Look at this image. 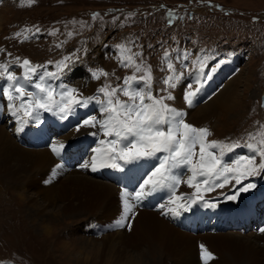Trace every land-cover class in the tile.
Wrapping results in <instances>:
<instances>
[{"label": "rangeland", "instance_id": "374dc122", "mask_svg": "<svg viewBox=\"0 0 264 264\" xmlns=\"http://www.w3.org/2000/svg\"><path fill=\"white\" fill-rule=\"evenodd\" d=\"M94 13H99L95 19H93ZM24 29L29 31L24 32ZM36 29L39 31L37 32ZM16 33L20 35L17 36ZM25 35L30 38L24 39ZM117 45H124L125 49H130L131 53H140L136 57L137 62L145 61L151 66L154 77L153 91L154 94L159 95H165L159 90L165 88L163 78L169 74L168 60L164 58V53L168 52L169 59L176 68V74L184 72L185 76L177 89H170L177 99L166 102L183 110L190 109L183 101V92L186 84L193 82V76L190 74L194 73L195 67L192 61H195L198 56H207L209 66H214L221 59L232 63L235 72L240 74L236 89L238 105L233 107L238 112L228 117V126L234 130L232 129L230 135L222 141L226 144L237 142L241 147L232 152H226L224 158L231 162L238 152L245 151L244 155L252 154L246 147H243L250 142L249 134L264 135V101H262L264 95V0H34L33 3H28V0H0V63H10L12 65L10 70L15 73L18 67L15 64L16 57H19L21 61L26 58L34 65H47V71L54 72L56 71L55 62L75 53L73 59L77 56L80 58L75 68L80 71L88 68H102L109 73L108 77H102L99 81L95 80L97 88L104 83L113 87L123 86L124 77L131 76L134 69L121 65L118 58L122 49H118ZM112 51L118 55V58L113 56ZM185 53L188 54L187 60L182 58ZM225 65L226 63L217 68L204 86L208 85L217 74L222 73L227 66ZM235 72L233 70L232 73ZM78 73L68 74L72 79L68 78V80L81 78ZM136 75H143V73H136ZM231 75V72L225 71L222 78ZM86 80L88 81V78ZM222 81L220 80V83ZM29 90L34 91L31 88ZM93 94H96V91L90 95ZM118 95L121 99H127L120 93ZM203 98L204 96L199 94L194 103H200ZM101 99H103L102 96ZM5 102L8 106L9 101ZM7 106L6 109L5 107L2 109L8 110ZM89 106H93L94 114L89 107L78 108L69 121H59V118L52 113L45 112L41 113L42 122L39 125L29 123L24 128H31L34 125L37 128L42 123H47L45 128H73L87 115L100 116L98 104L93 102ZM1 118H4L2 122L7 125V129H13V125H16L7 112ZM205 127L212 128L213 124L210 122ZM93 131L83 133L73 140L79 139L81 147H88L91 151L96 141L89 142L87 147L86 141L88 134ZM13 135L15 140L21 144V139L16 138L14 130ZM208 139L218 140L215 133H212ZM21 145L24 146V144ZM83 159L76 161L79 163ZM127 166L124 171H118L115 174L114 182L116 181V186L121 190L126 189L123 186L125 180L131 178V168ZM154 166V161L135 162L136 170L142 172L143 175V178L139 179L143 181ZM102 170L108 172L109 168L91 174L100 176ZM183 171L187 175L186 170ZM262 175L264 173L249 177L244 183H251L252 179L261 178ZM103 178L109 180L106 182L113 183L106 175ZM262 184V179H260L258 188L241 193L237 201L227 200V203L230 207H239L248 211L244 206L251 208L249 203L260 188L263 190L260 192L262 196L257 198H264ZM6 187L9 188L12 185L5 184L0 188ZM234 189L231 187L223 191V195H214L215 198H210V202H218L215 208L195 204L190 211L185 212L188 213L185 216L195 217L197 208L206 213H216L218 206H222L224 197L232 194ZM10 190L13 194L19 191L17 188ZM168 195L166 190L154 193L146 197L142 205L149 202L147 198L160 199L163 200L161 203H165ZM12 199L16 200L14 195ZM247 199L249 202H242ZM259 207L264 210L263 207ZM257 212L256 210L244 214L248 221L254 218H252L250 228L249 226L242 228H249V232L252 230L256 232L264 225V214L260 217L261 219H255ZM8 217V214L3 217V223L0 216V264H83L75 258L79 247L93 241L99 242L100 236L93 234L92 225H84L87 217L82 218L81 216L74 223H71L72 219L67 220V223L62 221L57 223L51 215H46L45 220L52 230L49 237L41 233L39 225L32 224L29 218L22 227H19L8 225L10 224L7 221ZM178 218H181L180 224L177 223L175 226L181 230L185 231L186 226L189 232L202 231L204 233L210 229L208 223H201L197 226V222L189 221L185 225L184 216L180 215ZM228 230L234 231L236 227L232 226ZM31 232L32 234L38 232L37 236L32 235L35 240L30 237ZM56 232L61 234L57 240L54 239ZM72 238H77V240ZM78 238L82 239L78 240ZM65 243L68 247L64 246ZM62 248L68 251V255L63 254ZM123 263L126 264V262ZM133 264L168 263L158 258L156 261L148 259L142 262L134 261Z\"/></svg>", "mask_w": 264, "mask_h": 264}, {"label": "bare ground", "instance_id": "6f19581e", "mask_svg": "<svg viewBox=\"0 0 264 264\" xmlns=\"http://www.w3.org/2000/svg\"><path fill=\"white\" fill-rule=\"evenodd\" d=\"M111 53L115 58H118L114 51ZM228 62H226L225 70L217 74L199 93L204 96L203 100L200 103H194L190 109L185 110L188 113L187 122L197 127H205L211 122L213 127L209 129L217 135V141H222L230 135L233 128L228 126V117L236 115L238 112L233 107L237 104L236 89L240 74L235 72L233 64ZM90 70L88 68L79 71L78 74L81 78L73 81H69L68 75H66L61 80H56L55 84L59 85L62 82L70 87L78 88L85 96H90L97 89V83L91 79ZM225 71L231 72L232 75L222 78ZM21 73L22 69L16 67V75L20 77ZM220 80H223L222 83ZM6 84V81H1L0 89ZM26 86L35 91L31 82ZM5 101L8 100L0 91V116L2 117L7 112L16 124L13 125V129H7V125L0 121V187L5 184L12 185L9 188H0V206H2L0 216L3 219L6 214L9 215L7 221L10 224L8 225L22 227L26 223V219L29 218L32 224L39 225L41 233L48 236L52 230L45 220L46 215H51L57 223L60 221L65 223L71 219V223H74L81 216L82 218L87 217L84 225L91 224L93 234L100 237L99 242L93 241L79 247L75 258L83 264H124L123 262L133 264L134 261L142 262L146 259L156 261L158 258H162L168 264H204L201 259V244L213 254L214 258L209 260L208 264H264V232L260 231L264 225L256 232L253 230L249 232V228H242L251 225V218L248 221L244 214L256 210L258 212L255 217H259L261 214L262 208L260 209L259 206H264V202H262L264 198L257 197L262 196L260 194L263 191L262 188L249 203L251 208L244 206L248 211L239 207H230L226 199L223 200L222 206H218L216 213H206L197 208V215L191 217V221L200 220L199 223L216 225L208 232H189L186 228H184L185 231L181 230L175 226V222L181 221L179 216L162 215L159 209V205L162 203L149 209L150 202L144 206L140 202L135 208V216L132 217L130 214V221H125V225L121 227L117 221L121 218L120 192L122 190L115 184L106 182L109 180L102 177L103 173L108 172L102 170L100 176H93L91 174L93 171L90 168L81 167V164L88 161L92 155L91 151L86 149V157L75 164L71 155L65 152L71 140L83 133L95 131V129H82L79 133H75L73 131L75 126H73L66 131L50 135L45 128H36V130L30 128L26 131L30 140H28V145L24 144V147L15 140L13 135V130L17 134L16 130L19 127L17 119L9 110L2 109L4 107L6 109ZM91 109L90 106L89 110ZM45 124L47 125V123ZM58 140L63 141L66 145L62 158L56 157L50 147L53 142ZM208 140L211 141V139ZM94 146L92 145V147ZM244 154L245 151L238 152L236 157ZM224 160L225 162L229 161L226 158ZM57 164L63 166L56 169ZM113 179L115 180L116 177ZM260 179H262V187H264V175H262L261 178L251 180V183L256 185L254 189L259 187ZM140 183L142 181L139 180V177L137 180L133 179L131 170V178L125 180L123 186L129 192H135ZM16 188L19 191L13 194L10 189ZM230 188L231 186H226L223 189L217 188L211 193H205V196L206 198H215L214 195H220ZM194 191L193 188L182 183L177 189V195L180 193L191 194ZM13 195L16 200L12 199ZM242 202H249V199ZM129 222L131 228L127 226ZM232 226L236 227V230H228ZM37 234L38 232L33 234L31 232L30 237L33 239V236H37ZM59 236H61L60 232H56L54 239L57 240ZM72 239L77 240V238ZM81 239L78 238V240ZM64 246L68 247L66 243ZM62 252L64 255H68V251L63 248Z\"/></svg>", "mask_w": 264, "mask_h": 264}, {"label": "snow or ice", "instance_id": "6c2138e0", "mask_svg": "<svg viewBox=\"0 0 264 264\" xmlns=\"http://www.w3.org/2000/svg\"><path fill=\"white\" fill-rule=\"evenodd\" d=\"M33 2L34 0H28V3ZM98 16L99 13H94L93 19ZM16 35L19 36L20 33ZM29 38L28 35L24 36V39ZM116 47L122 49L119 56L121 65L134 69L133 74L124 77L123 86L113 87L104 83L96 89V94L90 96H85L78 88L62 82L55 84L56 80L80 71L75 68L80 59L78 56L73 59L75 53L55 62L54 72L47 71V65H34L26 58L21 61L16 57L15 64L22 69L20 77L10 70V63H0V80L7 82L0 91L9 101L8 110L18 121L17 131H23L24 126L29 123L39 125L42 122V112L52 113L59 120L67 121L76 114L78 108H88L93 102L98 104L100 116L87 115L73 129L75 133L82 129H95L89 134L97 138L95 146L91 148L92 155L81 167L90 168L93 172L105 168L124 171L125 166L137 161L155 162V166L135 192L127 189L120 192L121 218L117 223L121 227L125 225V221H130V214L135 216V208L140 202L154 193L166 190L169 195L166 203L159 205L161 214L178 217L183 212L190 211L195 204L215 208L218 202H210L205 193H211L217 188H235L232 194L224 197L229 201H237L241 193L255 188L254 183L244 181L264 173V135L250 133V142L243 147L252 154L240 155L231 162H225V153L232 152L241 145L237 142L226 144L223 141H209L208 137L212 133L208 127H197L187 122L188 113L185 110L166 102L177 99L170 89H177L185 76L184 72L176 74L169 53H164V58L168 60L169 74L163 78L165 88L159 90L165 95H159L153 91L151 66L145 61L136 60L140 53H131L124 45ZM182 58L187 60L188 54H183ZM208 60L207 56H198L192 61L195 67L194 73L190 74L193 82L187 84L183 92V101L189 108L216 69L227 62L221 59L214 66H209ZM141 72L143 75H136ZM90 74L91 79L97 81L109 76L102 68L91 69ZM68 78L71 79V75ZM49 80L52 82H48ZM29 82L35 91H30L26 86ZM118 93L127 99H121ZM50 147L56 157L62 158L66 147L63 141H55ZM62 166L57 164L56 169ZM182 170H186L187 175ZM182 183L195 191L177 195V189ZM127 226L131 228V223ZM260 231L264 232V228ZM200 249L201 259L204 264H208L214 258L213 254L203 244Z\"/></svg>", "mask_w": 264, "mask_h": 264}, {"label": "water", "instance_id": "95a60500", "mask_svg": "<svg viewBox=\"0 0 264 264\" xmlns=\"http://www.w3.org/2000/svg\"><path fill=\"white\" fill-rule=\"evenodd\" d=\"M262 101H264V95H263V97H262Z\"/></svg>", "mask_w": 264, "mask_h": 264}]
</instances>
